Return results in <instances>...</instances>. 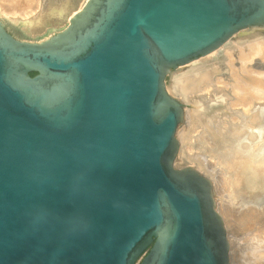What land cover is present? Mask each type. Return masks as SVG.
<instances>
[{
    "label": "water",
    "instance_id": "95a60500",
    "mask_svg": "<svg viewBox=\"0 0 264 264\" xmlns=\"http://www.w3.org/2000/svg\"><path fill=\"white\" fill-rule=\"evenodd\" d=\"M252 31L264 0H40L0 17V264H229L210 177L175 162L187 99L172 83ZM253 112L264 100L217 130L231 180L264 160V127L255 151L230 134L253 135ZM241 177L229 199L263 209Z\"/></svg>",
    "mask_w": 264,
    "mask_h": 264
},
{
    "label": "bare ground",
    "instance_id": "6f19581e",
    "mask_svg": "<svg viewBox=\"0 0 264 264\" xmlns=\"http://www.w3.org/2000/svg\"><path fill=\"white\" fill-rule=\"evenodd\" d=\"M38 6L40 7L39 0H0V12L4 9L11 10L13 12L17 11L22 15V19L29 18L30 16L35 14L37 12L36 9L39 8ZM234 43L235 46L233 48L230 47L229 49L224 51L226 54V58L223 65L226 68L227 72L225 74H220L212 77V72L210 73V71L201 72V81L203 82L201 89L207 90L208 86L206 85V82L209 85L208 79L213 78V80L217 84H219L221 87L223 86L224 89L228 92L230 97L228 100V105L230 107H240L243 112L248 113L249 107L253 103V100H264V72L260 71V69H254L251 64V61H253V57L251 56L252 54L257 55V61L259 62L258 65L260 64V62L264 61V36H261L257 31H252V33L248 36H236V40ZM236 62H238V64H236ZM214 65L215 67L219 66L217 63H215ZM182 84L186 85L185 88L180 89V91L183 93L182 95L185 96V90H187V86H189L191 82L189 84L187 82H183ZM216 91H218V88H216L215 90H211L210 93H214ZM187 102L190 103V105L186 109L187 118L183 119L184 123H181L182 126L179 127L180 130L179 132H177L179 133V150L177 152L175 160L177 165L187 160H191V162L194 163H196V160H198H195L193 158L194 155L192 153V145L190 141L193 137L189 132L193 130V128L195 127V123L202 122L201 115L198 113L196 105H199L201 109V107L203 108V104L197 99L193 101L190 100V98H187ZM261 116L262 115H259L258 112H253L251 118L252 121H254L253 126L255 127L253 128V135L252 133L250 134L249 131V134H245L247 132L245 126L237 125L235 128H231L230 134L241 136L245 135L250 137L248 140L244 141V144L242 143V148L250 147V151H255V149L257 148L256 144L253 147H251L252 144L249 146V142L251 141L250 139L256 137L255 135H257V133H260V128L264 127V123H261L262 119H264V116ZM244 117L245 116H243L242 119H244ZM233 118L241 123L236 115ZM205 122H202V134L199 137L204 138L206 142L213 145L214 140L217 138L218 134L214 132V129L216 128L218 130L220 128V123H224V120L219 119V117H213L208 119L206 118ZM262 138L264 139V132L262 133ZM202 157L206 158V156ZM222 157H224L223 154ZM214 158V163H216L218 161L217 159L219 158L223 163V158H221L220 154L219 156L216 155V157ZM200 159L201 158H199V162H201ZM251 165L255 169V173L257 171L258 174H261L260 171L264 170V160L257 163L252 162ZM220 170L222 171H219L221 174H228V172L224 169L221 168ZM235 170H237V172H234V177H232V180L230 179V175L229 177H226V180H228L226 182L224 179H221V182H225L227 189L230 190L229 185L231 184V181L238 183L239 178L240 180H242L243 178L241 176L245 175V173H249V177H245L246 182L252 185H258L259 190H261V186H264V179L257 178L259 177L258 174H252L245 168L243 169L241 167V164H238V168ZM218 177L216 179H218L219 181L221 177ZM218 212L222 217V221L226 231L229 264H232L230 260L232 259L233 254H235V251L239 248H241L242 250H239V258L241 261H244L242 264H264V208L257 209L252 206H248L246 208L233 207L230 205V202L227 201L225 204H223L222 202L218 203ZM260 217H262V219L259 220ZM232 221H235L237 224L235 226L232 225L230 223ZM226 229H228V231ZM230 230H233L234 233L237 234L241 233L242 236L236 237L237 235L233 234ZM238 245L239 248H237ZM234 247L236 248L233 250Z\"/></svg>",
    "mask_w": 264,
    "mask_h": 264
},
{
    "label": "rangeland",
    "instance_id": "374dc122",
    "mask_svg": "<svg viewBox=\"0 0 264 264\" xmlns=\"http://www.w3.org/2000/svg\"><path fill=\"white\" fill-rule=\"evenodd\" d=\"M39 4H40V0H39ZM38 9L39 8H37L36 10H38ZM0 17H6V18H9V19H22L21 18L22 15L19 12H17V11L16 12H13V11L7 10V9H4L3 11L0 12ZM235 40H236V37L233 38V39H231L228 43H226L220 49L221 50L220 52L213 51L214 53L211 52L206 57L205 56L204 57H201V58L197 59L195 62L190 63V64H186L185 66H183L181 68V70L178 72V74L175 75L176 81L172 83V84H176L180 89H183V88L186 87L185 84H182L183 82H187L188 84L191 82V84L189 86H187L188 87L187 90H185V96H186V98L184 96V99L185 100L187 98H189V92L191 90H192L193 93H195L196 95H198L200 97V100L199 101H201V102L203 101L202 100L203 99L202 96L204 94H207L208 96L211 95V98L213 97V98L216 99L218 95H220L221 93H223L224 96H225V100H226L224 106L212 107L210 110L205 111L204 108L201 107V109H200L199 105H196L197 111L201 115V121L202 122H205L206 118L208 119V118H213V117H217V118L219 117V119L224 120V123L223 122L220 123V128L221 127H224L226 125V123H225L226 120L231 119L233 121V119H234L233 117L236 114L235 113H232V110H234V109H241V108L240 107H230L228 105V100L230 98L228 92L224 89L223 86L221 87L219 84H217L213 80V78L212 79H210V78L208 79L209 85L206 82V85L208 86V89L207 90L201 89L202 83H203L201 81L202 80L201 79V72L210 71V73L212 72L211 73V77L212 76H216V75H220V74H225L227 72V70H226V68L223 65L224 64V60L226 58V54H225L224 51L227 50V49H229L230 47L233 48L235 46V43H234ZM251 56L253 57V61H251V64L254 67V69H257V70L260 69V71L264 72V67H261V66H257L256 65L257 64L256 63L257 62V58H258L257 55L256 54H252ZM213 63L214 64L217 63L219 66L218 67L217 66L215 67V65ZM236 64H238V62H236ZM194 80H195V83H194ZM169 83H170L169 79L166 78V84H169ZM212 86H216V88H218V91H216L214 93L211 92V94H209V90L211 91L213 89ZM192 92H191V94H193ZM195 98H197V97L192 98L193 101L195 100ZM186 103L187 104L184 107L185 108L184 118H187V116H186V112H187L186 109L190 105L189 102H186ZM214 111H216V112H214ZM210 115H212V116H210ZM202 122L201 123L200 122L195 123V125H194L195 127L193 128V130H191L189 132L190 135L193 137L190 140L191 141V145H192V153L194 155L193 158L195 160L196 159H198V160H196L197 161L196 163L191 162V160H187V163H190L191 165H194L198 169H200V170H202V171H204V172H206L208 174V176L210 177V179L212 181V185H213V188L215 190L214 192H215L217 201L219 200L218 203H221L222 202L223 204H225L228 201V202H230V205L233 206V207H239V206H240V208H246V207H248V206H245V205H243V206L237 205V204H235V202H233L232 200L229 199V193H230V190H231V185H229L230 186V190H229V189L226 188V184H225V182L228 181V180H226V177H229V174H225V175L224 174H221L219 172V171H221L220 170L221 169V166L219 165L218 162L214 163L215 162V158L214 157H216V156H215V154H213L214 153L213 150H215V147L217 146L219 139L216 138L214 140L213 145H211L208 142H206L204 138L199 137L202 134V126H203L202 125ZM182 124L177 127V131H176V137H177V139H178V135H179V133H177V132H179V130H180L179 127H181ZM214 130H215L214 132L217 134V129L215 128ZM202 156H204V157L206 156V158H203ZM199 158H201L200 159L201 162H199ZM217 160L218 161L219 160L221 161L220 158L217 159ZM218 176L221 177L219 181H218V179H216ZM221 179H224L225 182L224 181L221 182ZM260 219H262V217H260L259 220ZM235 221H232L230 223L235 226L237 224ZM226 230L228 231V229H226ZM230 231L233 234L237 235L236 237L242 236L241 233H238L237 234V233H234L233 230H230ZM235 235H234V237H235ZM236 247H234L233 250ZM237 248H239V245H238ZM239 250L242 251L241 248H239L238 250H236L235 251V254H233V257H232L233 260L232 259L230 260L232 264H242L244 262V261H241L240 258H239V253H240Z\"/></svg>",
    "mask_w": 264,
    "mask_h": 264
},
{
    "label": "flooded vegetation",
    "instance_id": "af4514ba",
    "mask_svg": "<svg viewBox=\"0 0 264 264\" xmlns=\"http://www.w3.org/2000/svg\"><path fill=\"white\" fill-rule=\"evenodd\" d=\"M258 60V59H257ZM257 63V62H256ZM255 63V64H256ZM258 65V64H256ZM222 92V91H221ZM220 96V97H219ZM211 100H209V102H212L214 105L218 104L217 106H224L225 105V96L223 93H221L220 95L217 96V98H209ZM256 100H253V102H255Z\"/></svg>",
    "mask_w": 264,
    "mask_h": 264
},
{
    "label": "trees",
    "instance_id": "16d2710c",
    "mask_svg": "<svg viewBox=\"0 0 264 264\" xmlns=\"http://www.w3.org/2000/svg\"><path fill=\"white\" fill-rule=\"evenodd\" d=\"M35 72H30L31 75H33Z\"/></svg>",
    "mask_w": 264,
    "mask_h": 264
}]
</instances>
